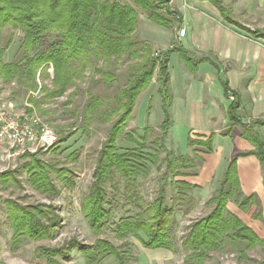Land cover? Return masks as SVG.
I'll return each instance as SVG.
<instances>
[{
	"label": "trees",
	"instance_id": "16d2710c",
	"mask_svg": "<svg viewBox=\"0 0 264 264\" xmlns=\"http://www.w3.org/2000/svg\"><path fill=\"white\" fill-rule=\"evenodd\" d=\"M170 1L0 0V42L6 28L19 30L23 34L14 61L3 60L12 39L0 46V79L4 82L16 80L20 85H26L30 91H34L39 86L38 73L43 78L50 77L47 71L52 68L53 88H42L46 92V99L53 100L63 96L69 89H73L70 94L73 99L77 95L81 80L90 76L96 75L106 85L114 87L119 78L117 66L125 58L129 60L131 65L128 82L114 93L113 103L106 102L102 94H92L86 105V126L97 116L105 123L113 121L114 117L117 120L114 121L101 152L96 170L97 180L82 199V211L92 230L102 233L112 216V209L108 207L110 197L107 182L118 174L126 182L127 199L138 209L137 212L120 219L116 229L118 237L134 236L148 249L175 251L178 243L174 232L179 225L176 215L189 210L188 205L194 201L191 192L196 186L184 179H175L177 200L181 203L175 206L168 204L165 187L161 188L154 201L143 198L139 194L138 179L150 174L151 165L160 164H166L167 170L172 171L175 177L187 176L188 174L179 172L178 168H193L191 158L182 155L174 158L167 156L161 160L158 153L143 156L139 152H119L117 144L124 135L138 97L150 86L157 70L160 74L158 93L164 113L161 128L168 130L171 126L170 52L155 56L152 44L136 37L140 9L147 13L150 20L166 27H170L175 19L180 20L177 13L171 10ZM255 34L264 38V34ZM183 55L185 56V52ZM29 100L36 107H40V102L34 97L30 96ZM104 106L106 109L101 111ZM237 106L234 103L230 110L233 119L238 118L235 114ZM244 135L256 146L253 153L264 165V141L247 131ZM126 138L135 142L139 148H144V144L131 138L130 134ZM189 143L206 146L208 150L213 149L212 137L197 142L190 138ZM26 170L30 173V181L38 190L55 191L49 177V167L44 161L36 159L33 164L30 162L26 165ZM66 177L63 176L62 179L66 181ZM231 199H236L242 209H246L254 199L253 196L244 197L240 191L235 160L230 163L218 193L208 201L209 204H215L213 210L195 220L183 237L182 247L187 253L189 264H206L211 252L223 249L228 239L246 243L247 249L264 247V239L228 209ZM18 209L21 211L15 218L19 226L16 232L18 236L46 234L43 231L47 228L42 227L35 212L25 211L20 207ZM80 251L89 263H96L106 255H113L119 264H126L124 256L114 244L105 239H99L93 246L83 245ZM260 264H264V260Z\"/></svg>",
	"mask_w": 264,
	"mask_h": 264
},
{
	"label": "rangeland",
	"instance_id": "374dc122",
	"mask_svg": "<svg viewBox=\"0 0 264 264\" xmlns=\"http://www.w3.org/2000/svg\"><path fill=\"white\" fill-rule=\"evenodd\" d=\"M130 3L133 4L132 1ZM139 11L140 28L138 27L136 37L142 39L145 36L143 30L149 27V18L145 11L141 9ZM173 27L170 32H173L175 39V32L181 27L177 19ZM22 38L23 34L19 30L6 28L3 31L0 46H4L12 39L4 54V61L15 60ZM157 53L164 54L155 47L154 55L158 56ZM176 57L171 58L170 69L174 78H179L181 76L179 65L182 60ZM130 65L131 62L126 58L119 63L117 66L119 78L114 87L106 85L96 75L82 79L77 87V95L73 99L70 97L73 89L53 100L46 99V92L42 88L45 86L53 88L52 68L47 71L50 77L43 78L38 73L39 86L34 91H30L26 85H20L16 80L4 82L0 79V98L7 100L18 112H27L39 117L58 136V141L47 149L10 148L7 144L0 146V264H119L113 255H106L96 263L87 261L80 247L93 246L99 239L113 243L124 256L126 264H189L186 259L187 253L182 247L183 237L195 220L209 214L215 206L206 202L204 196L198 197L195 191L191 192L195 197L193 196L194 201L188 205L189 210L176 215L179 225L174 232L178 243V249L175 251L148 249L134 236L118 237L116 229L120 219L138 210L127 199L126 182L118 174L107 182L110 197L108 207L112 209V216L102 233L92 230L82 211V199L97 180L96 170L100 155L109 138L112 125L117 120V117H114L113 121L105 123L95 116L96 118L86 126L84 121L86 105L92 94H102L106 102L113 103L114 93L128 82ZM159 76L157 70L150 86L138 97L132 116L124 129V135L117 141L119 152H139L143 156L158 153L161 160L167 156L174 158L187 155L195 165L199 156L197 151L201 152L204 149H191L192 145L189 144V152L185 154L188 132L180 130V125H176V128L173 126L174 131L172 126L168 130L161 128L164 113L162 99L158 93ZM30 96L40 102L39 108L30 102ZM105 109L106 106L100 110ZM185 127L187 129V126ZM127 134L144 144V148H139L135 142L126 138ZM191 139L196 142L205 141L206 137L196 135ZM36 159L48 165L49 177L55 187L54 192L38 190L30 181L26 165L30 162L33 164ZM178 171L189 174L193 168L179 167ZM63 176H67L66 181L62 179ZM175 179L174 173L167 170L166 164L151 165L150 174L140 176L138 179L139 194L148 201H154L161 188L165 187L168 204L179 206L181 203L177 200ZM18 207L35 212L42 227L47 228L43 231L46 234L18 236L16 232L19 226L15 220L21 212ZM33 213L30 215L35 216ZM263 260L264 247L255 246L247 249L246 243L228 239L224 248L211 252L205 263L260 264Z\"/></svg>",
	"mask_w": 264,
	"mask_h": 264
},
{
	"label": "crops",
	"instance_id": "0c3cea01",
	"mask_svg": "<svg viewBox=\"0 0 264 264\" xmlns=\"http://www.w3.org/2000/svg\"><path fill=\"white\" fill-rule=\"evenodd\" d=\"M217 1L171 0L185 36H180V27L174 39V23L166 27L149 19L142 39L161 53L170 52L169 69L171 58L182 60L179 78L170 69L169 111L172 130L180 125L189 134L185 154L190 138L212 137V150L192 145L204 150L197 151L193 171L176 179L194 184L195 194L208 202L235 160L240 191L254 199L246 209L231 199L228 209L264 239V165L244 135L247 131L264 141V38L255 34H264V0ZM234 103L237 119L230 111Z\"/></svg>",
	"mask_w": 264,
	"mask_h": 264
},
{
	"label": "built area",
	"instance_id": "2783aa9c",
	"mask_svg": "<svg viewBox=\"0 0 264 264\" xmlns=\"http://www.w3.org/2000/svg\"><path fill=\"white\" fill-rule=\"evenodd\" d=\"M185 34L186 28L182 27L180 36ZM57 141L58 136L54 130L39 117L27 112H18L7 100L0 98V145L37 150L47 149Z\"/></svg>",
	"mask_w": 264,
	"mask_h": 264
}]
</instances>
